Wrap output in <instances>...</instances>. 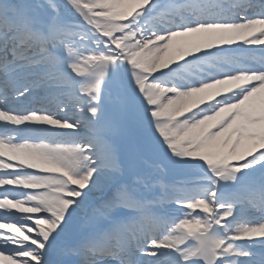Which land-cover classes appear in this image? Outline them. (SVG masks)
Returning a JSON list of instances; mask_svg holds the SVG:
<instances>
[{"label": "snow or ice", "instance_id": "obj_1", "mask_svg": "<svg viewBox=\"0 0 264 264\" xmlns=\"http://www.w3.org/2000/svg\"><path fill=\"white\" fill-rule=\"evenodd\" d=\"M0 264H264V0H0Z\"/></svg>", "mask_w": 264, "mask_h": 264}]
</instances>
